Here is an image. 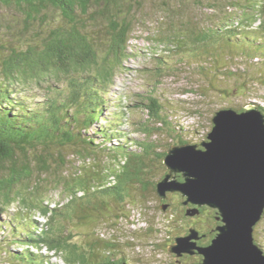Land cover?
I'll use <instances>...</instances> for the list:
<instances>
[{
	"label": "trees",
	"instance_id": "1",
	"mask_svg": "<svg viewBox=\"0 0 264 264\" xmlns=\"http://www.w3.org/2000/svg\"><path fill=\"white\" fill-rule=\"evenodd\" d=\"M134 3L136 0H0V11L23 16L27 29L36 19H49V10L62 21V27L49 30L42 47L19 45L13 39L0 46V212L13 204L18 207V214L7 222L1 223L0 219V232L9 231L0 234V264H59L52 262V256L60 258L62 264H130L115 242L100 240L90 225L95 223L100 210H106L108 200L125 201L129 195L127 186L140 183L148 173L147 160L153 159L164 170L160 179L167 171L163 165L166 152L160 151L159 142L152 139L156 129L148 122L171 126L164 107L153 95L143 100L148 121L135 130L143 138H132L130 145L125 143L127 133L116 128L123 124L122 112L112 113L113 119L106 118L107 125H98L105 118L104 94L127 56L128 18ZM226 4L223 11L216 9L217 4H209L220 14L225 11L223 18L213 24L215 27H192L188 31L189 40L186 39L193 54L190 58L210 54L215 63L221 57L219 50L229 45L243 47V60L249 67L259 66L261 77L264 0H228ZM229 6L232 10L228 12ZM101 24L107 30L106 40H102L106 42L104 48L93 36ZM181 40H185L183 36ZM192 49L199 51L194 53ZM211 68L210 64L201 63L196 69L205 76L213 73L233 78L239 87L234 70H220L223 66ZM241 75L243 80L252 77L245 68ZM32 85L45 89L42 102L33 107L32 97L19 98L15 90L16 86ZM257 106L264 113V107ZM113 140L121 143L109 144ZM70 147L76 148L75 157L82 164L65 175L61 169L67 164L66 158L61 153L54 155L52 148ZM100 153L111 156L116 165L100 166ZM178 178L181 179L179 175ZM60 188L67 202L51 207L49 194ZM152 190L156 193L154 184ZM169 196L180 198L177 207L182 219L194 220L190 228L198 231V244L208 245L221 224L217 211L202 207L199 214L189 217L185 212L192 206H183L179 194ZM167 200H160L161 206L170 207ZM35 212L46 219L43 226L29 216ZM72 223H85L87 230L82 237L76 238L68 228ZM188 230L179 229L177 236L187 234ZM254 241L264 253V243ZM185 260L201 264L198 254L185 256L183 264H187Z\"/></svg>",
	"mask_w": 264,
	"mask_h": 264
},
{
	"label": "rangeland",
	"instance_id": "2",
	"mask_svg": "<svg viewBox=\"0 0 264 264\" xmlns=\"http://www.w3.org/2000/svg\"><path fill=\"white\" fill-rule=\"evenodd\" d=\"M227 1L136 0L131 17L128 18L130 33L127 56L115 71L114 79L104 94L107 100L103 115L105 118L101 119L98 125H107L106 118L113 119L112 113L122 112L123 124L116 125V128L127 133L128 139H124L125 143L130 145L132 138H143L144 135L135 130L148 121L143 100L153 95L164 107L163 111L168 115L167 121L171 128L155 121L148 124L156 129L152 139L159 142V150L166 152L180 140L198 145L206 141V136L212 128V117L217 110L243 109L251 103L264 107V75L258 76L261 74L259 66L246 65L243 60V47L229 45L223 51L219 50L221 57L215 63H212L210 54L201 58L199 55L190 58L193 54L188 47L191 46L188 31L192 27L195 30H204L221 20L225 11L220 14L209 4H217L220 7L216 6V9L221 8L223 11ZM227 8L228 12L232 10L230 6ZM46 14L49 19H36L27 29L23 16L9 10L0 11V46L13 39L19 45L42 47L49 30L57 26L62 27V21H59L56 12L49 10ZM101 25L100 29L93 32V36L96 42H99L98 45L102 44L104 48L106 42L102 40H106L107 30ZM182 36L185 40H181ZM192 50L194 53L199 51ZM200 51L203 53V48ZM102 56L103 54L100 55ZM201 63L210 64L212 70L218 66H223L220 70H234L237 80H240L237 81L239 87L235 85L233 78H224L213 73L202 75L196 69ZM243 68L251 78H240L243 76ZM15 90L18 91L16 96L19 98L24 95L32 97V107L42 102L45 95L43 86H16ZM118 143L121 141L113 140V143L109 144ZM52 149L54 155L61 153L66 158L67 164L61 169L65 175L73 173L75 167L82 164L79 163L81 159L75 157L76 148ZM99 158L100 166L111 168L116 165L111 156L105 153H100ZM145 164L148 173L144 174L141 182H131L127 186L129 195L122 203L108 200L106 210H100L95 223L90 225L93 228L91 231H94L100 240L115 242L117 250L124 252L130 264H175V257L167 252L166 248L172 242L171 238L178 235L179 229L185 227L188 230L193 226L194 220L182 219L181 211L177 207L179 197L169 196L167 202L170 207L162 210L161 201L152 187L160 180L164 170L153 159L147 160ZM48 202L54 207L66 203L67 199L62 195L60 188L50 192ZM17 214V205L7 207L5 211L0 212L1 223L7 222ZM29 216L40 226L46 222L38 212ZM84 226L85 223H72L68 228L72 229L78 238L87 230ZM2 233L5 235L9 231L4 229L1 230L0 234ZM254 240L264 243V217L254 228ZM14 248L20 250L18 247ZM48 255L52 256V253ZM51 260L62 264V260L56 256H52ZM186 262L192 264L190 260Z\"/></svg>",
	"mask_w": 264,
	"mask_h": 264
},
{
	"label": "water",
	"instance_id": "3",
	"mask_svg": "<svg viewBox=\"0 0 264 264\" xmlns=\"http://www.w3.org/2000/svg\"><path fill=\"white\" fill-rule=\"evenodd\" d=\"M206 141L175 144L163 158L167 172L155 184L161 201L179 194L186 216L217 211L220 225L206 246L195 228L174 237L167 252L201 256V264H264L254 228L264 213V113L254 104L217 110ZM178 175L181 179L178 178ZM166 204L161 206L167 209Z\"/></svg>",
	"mask_w": 264,
	"mask_h": 264
},
{
	"label": "flooded vegetation",
	"instance_id": "4",
	"mask_svg": "<svg viewBox=\"0 0 264 264\" xmlns=\"http://www.w3.org/2000/svg\"><path fill=\"white\" fill-rule=\"evenodd\" d=\"M183 236V235H182ZM178 237V236H177ZM198 242H199V240L197 241V244H198ZM172 243V242H171ZM170 243V244H171ZM169 244V245H170ZM199 245V244H198ZM201 246V245H200ZM171 254V253H170ZM171 255H173V257H175V264H183V258L185 257V256H190V255H186V254H183L181 257H176L174 254H171Z\"/></svg>",
	"mask_w": 264,
	"mask_h": 264
}]
</instances>
